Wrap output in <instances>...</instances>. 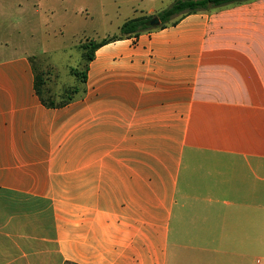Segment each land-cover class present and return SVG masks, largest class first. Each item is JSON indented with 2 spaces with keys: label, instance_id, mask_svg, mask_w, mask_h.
Returning a JSON list of instances; mask_svg holds the SVG:
<instances>
[{
  "label": "crops",
  "instance_id": "crops-1",
  "mask_svg": "<svg viewBox=\"0 0 264 264\" xmlns=\"http://www.w3.org/2000/svg\"><path fill=\"white\" fill-rule=\"evenodd\" d=\"M2 33L0 264L262 263L264 0L100 46L60 107Z\"/></svg>",
  "mask_w": 264,
  "mask_h": 264
},
{
  "label": "rangeland",
  "instance_id": "rangeland-1",
  "mask_svg": "<svg viewBox=\"0 0 264 264\" xmlns=\"http://www.w3.org/2000/svg\"><path fill=\"white\" fill-rule=\"evenodd\" d=\"M174 1L28 0L21 8L11 5L0 27L3 25V40L9 44L8 54L28 50L34 54V69L40 79H46L43 95L57 104L71 97L73 89L81 88L79 76L71 70L79 73L84 69L82 45L119 35L125 22L149 16L151 7L166 9ZM259 258L264 264V256Z\"/></svg>",
  "mask_w": 264,
  "mask_h": 264
},
{
  "label": "trees",
  "instance_id": "trees-1",
  "mask_svg": "<svg viewBox=\"0 0 264 264\" xmlns=\"http://www.w3.org/2000/svg\"><path fill=\"white\" fill-rule=\"evenodd\" d=\"M254 0H176L171 6L162 10L154 16H143L133 18L125 22L120 28V34L103 39L100 42H88L82 45L84 49L85 66L82 72H77L76 69H72L71 72L74 76H79L80 85L84 81V71L89 61L92 60L95 50L104 44L121 40L124 38L136 37L144 32H150L154 30H160L167 26L175 25L182 18L197 14L217 11L226 7L236 6L243 3L251 2ZM153 21H158V24L153 25ZM36 73V94L38 95L42 104L46 107L64 106L74 99V95L78 91V88L72 90V96L68 97L66 101L55 103L52 99L45 98L43 95V86L45 85V79H40V75Z\"/></svg>",
  "mask_w": 264,
  "mask_h": 264
},
{
  "label": "water",
  "instance_id": "water-1",
  "mask_svg": "<svg viewBox=\"0 0 264 264\" xmlns=\"http://www.w3.org/2000/svg\"><path fill=\"white\" fill-rule=\"evenodd\" d=\"M152 24L156 25V24H158V21H153Z\"/></svg>",
  "mask_w": 264,
  "mask_h": 264
},
{
  "label": "built area",
  "instance_id": "built-area-1",
  "mask_svg": "<svg viewBox=\"0 0 264 264\" xmlns=\"http://www.w3.org/2000/svg\"><path fill=\"white\" fill-rule=\"evenodd\" d=\"M258 263H259V261H258Z\"/></svg>",
  "mask_w": 264,
  "mask_h": 264
}]
</instances>
